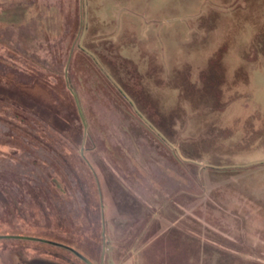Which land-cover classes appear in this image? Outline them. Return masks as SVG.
<instances>
[{
	"label": "rangeland",
	"instance_id": "rangeland-1",
	"mask_svg": "<svg viewBox=\"0 0 264 264\" xmlns=\"http://www.w3.org/2000/svg\"><path fill=\"white\" fill-rule=\"evenodd\" d=\"M258 51L264 0H0V264H264Z\"/></svg>",
	"mask_w": 264,
	"mask_h": 264
},
{
	"label": "trees",
	"instance_id": "trees-1",
	"mask_svg": "<svg viewBox=\"0 0 264 264\" xmlns=\"http://www.w3.org/2000/svg\"><path fill=\"white\" fill-rule=\"evenodd\" d=\"M261 52H263V51H258V54L259 53H261ZM253 53H255V52H253ZM257 53V52H256ZM263 54H264V52H263ZM132 79H133V77H131ZM135 82H137V80L135 79ZM139 82V81H138ZM137 82V83H138ZM123 85H124V87H121L122 88V90L126 93V94H128L130 97H131V99H132V101H133V103L134 104H137V106H141V104L140 103H142V101H143V96H145V94L143 95L142 94V86L140 87V88H135V84H133V86L132 87H130L129 85H126L125 83H123ZM139 104V105H138ZM143 104V103H142ZM144 107H145V105H143ZM158 113L157 112H155V114H153L154 116H156ZM158 116V115H157ZM150 117H151V119H152V115H150ZM149 120H150V118H148ZM151 121V120H150ZM157 122V121H156ZM159 131H161L162 133H163V135H165V136H168L169 137V134H170V132L168 131V129H166V128H162V127H160L159 128ZM184 153V152H183ZM189 157V156H188ZM81 253V252H80ZM74 254V256L75 257H77L79 260H81L84 264H87L85 261H83L80 257H78L75 253H73ZM83 254V253H82ZM84 255V254H83ZM47 262H39V263H35V264H46ZM49 264H56V263H49Z\"/></svg>",
	"mask_w": 264,
	"mask_h": 264
},
{
	"label": "water",
	"instance_id": "water-1",
	"mask_svg": "<svg viewBox=\"0 0 264 264\" xmlns=\"http://www.w3.org/2000/svg\"><path fill=\"white\" fill-rule=\"evenodd\" d=\"M70 250L75 253L78 257H80L83 261H85L87 264H94L91 260H89L85 255H83L82 253H80L79 251L70 248Z\"/></svg>",
	"mask_w": 264,
	"mask_h": 264
}]
</instances>
